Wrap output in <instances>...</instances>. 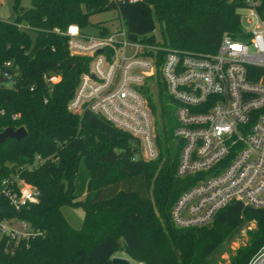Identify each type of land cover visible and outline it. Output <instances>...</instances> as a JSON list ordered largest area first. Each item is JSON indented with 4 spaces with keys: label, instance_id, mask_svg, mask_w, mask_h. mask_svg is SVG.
Wrapping results in <instances>:
<instances>
[{
    "label": "trees",
    "instance_id": "16d2710c",
    "mask_svg": "<svg viewBox=\"0 0 264 264\" xmlns=\"http://www.w3.org/2000/svg\"><path fill=\"white\" fill-rule=\"evenodd\" d=\"M32 5L24 9L15 0V21L0 19V70L11 62L15 75L11 87L0 79V133L27 131L19 141L0 144V191L15 168L37 155L50 159L22 174L40 190L39 203L18 213L1 197L0 219L26 220L43 236L14 254L0 239V264H111L121 252L142 264H215L211 258L230 234L254 222L226 263L250 264L264 249V208L232 202L208 226L178 229L171 223L174 202L206 176L176 177L175 125L163 138L157 135V157L144 160L132 136L92 113L79 116L68 109L90 59L71 56L68 38L55 30L65 32L72 24L82 30L92 15L115 9L110 1L32 0ZM245 5L246 0H140L122 5L119 14L131 41L154 44L155 19L164 47L213 54L223 34L240 33L238 10ZM257 10L264 14V0ZM25 29L35 33V41ZM46 76L58 82L50 86ZM64 206L84 209L81 229L69 225Z\"/></svg>",
    "mask_w": 264,
    "mask_h": 264
},
{
    "label": "built area",
    "instance_id": "2783aa9c",
    "mask_svg": "<svg viewBox=\"0 0 264 264\" xmlns=\"http://www.w3.org/2000/svg\"><path fill=\"white\" fill-rule=\"evenodd\" d=\"M109 1L120 12L122 5L140 0ZM258 6L259 0H246L240 33L223 34L213 54L131 41L121 18L120 28L107 35L99 29L97 36L87 37L75 24L65 32L55 30L68 38L71 56L90 59L68 104L70 112L92 113L129 134L139 142L144 160L158 154L147 97L165 90L173 105L172 138L179 144L176 177L206 174L171 207L170 220L178 229L208 226L232 202L264 208V14ZM12 69L11 62L4 63L0 79L13 86ZM45 79L50 86L58 82L56 76ZM48 159L37 155L15 168L12 178L2 183L0 199H7L18 213L38 204L40 190L22 174ZM40 236L43 232L26 220L0 219V239L12 245V254Z\"/></svg>",
    "mask_w": 264,
    "mask_h": 264
},
{
    "label": "rangeland",
    "instance_id": "374dc122",
    "mask_svg": "<svg viewBox=\"0 0 264 264\" xmlns=\"http://www.w3.org/2000/svg\"><path fill=\"white\" fill-rule=\"evenodd\" d=\"M14 3L15 0H0L1 20L8 22L15 21L16 14L14 11ZM21 6L24 9L32 8V0H21ZM238 14L244 15L245 11L242 9L238 10ZM153 22L154 29L151 35L153 36L155 42H158L159 45H162L160 26L155 19ZM242 25L245 28L248 27V24L245 20L242 22ZM119 28L120 14L117 9H114L100 14L92 15L89 19V24L82 29V33L87 37H94L98 35L99 29H107L113 31ZM25 30L31 33L32 39L33 41H35V33L31 32L28 29ZM5 85L7 87L12 86L10 82H5ZM147 99L152 109V117L156 128V138L157 135H159L161 139L164 137L165 131H167L168 133V130H170L171 127L174 125L173 105L170 103V100L164 89H162L160 93H158V91L156 93H150ZM173 142L175 141L173 140ZM157 151L159 152L158 145ZM62 212L67 222L72 228L81 229L85 217V211L83 208L64 206L62 208ZM253 227L254 222H249L238 230L232 232L228 238L227 244L221 250H219L213 258H211L212 263L226 264L228 262V256L230 255V252L236 250L238 247H240L247 241L246 233L248 230L253 229ZM263 254L264 249L252 260L250 264H259V262L262 260L261 258ZM117 255L120 256V253H117ZM129 264H135V261L130 260Z\"/></svg>",
    "mask_w": 264,
    "mask_h": 264
},
{
    "label": "water",
    "instance_id": "95a60500",
    "mask_svg": "<svg viewBox=\"0 0 264 264\" xmlns=\"http://www.w3.org/2000/svg\"><path fill=\"white\" fill-rule=\"evenodd\" d=\"M27 136V131L24 128L14 130L12 128L6 129L0 133V144H4L7 140H21ZM111 264H129V260L119 256L112 259Z\"/></svg>",
    "mask_w": 264,
    "mask_h": 264
},
{
    "label": "bare ground",
    "instance_id": "6f19581e",
    "mask_svg": "<svg viewBox=\"0 0 264 264\" xmlns=\"http://www.w3.org/2000/svg\"><path fill=\"white\" fill-rule=\"evenodd\" d=\"M261 259H262V260L259 262V264H264V254H263V256H262Z\"/></svg>",
    "mask_w": 264,
    "mask_h": 264
},
{
    "label": "crops",
    "instance_id": "0c3cea01",
    "mask_svg": "<svg viewBox=\"0 0 264 264\" xmlns=\"http://www.w3.org/2000/svg\"><path fill=\"white\" fill-rule=\"evenodd\" d=\"M123 254V252L120 253V256ZM115 256H118L117 254ZM125 258H128L127 256L124 255ZM129 259V258H128ZM131 260V259H130Z\"/></svg>",
    "mask_w": 264,
    "mask_h": 264
}]
</instances>
